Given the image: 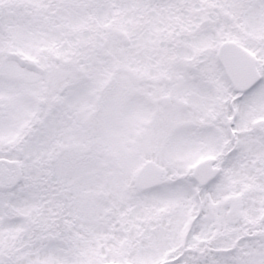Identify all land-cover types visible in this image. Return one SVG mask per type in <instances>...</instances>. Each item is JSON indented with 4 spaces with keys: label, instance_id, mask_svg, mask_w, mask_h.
Here are the masks:
<instances>
[{
    "label": "snow or ice",
    "instance_id": "snow-or-ice-1",
    "mask_svg": "<svg viewBox=\"0 0 264 264\" xmlns=\"http://www.w3.org/2000/svg\"><path fill=\"white\" fill-rule=\"evenodd\" d=\"M0 264H264V0H0Z\"/></svg>",
    "mask_w": 264,
    "mask_h": 264
}]
</instances>
